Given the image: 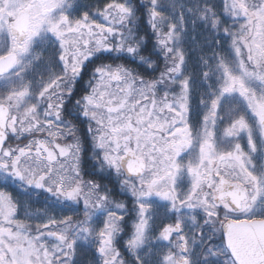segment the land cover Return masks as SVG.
I'll use <instances>...</instances> for the list:
<instances>
[{
    "label": "snow or ice",
    "instance_id": "snow-or-ice-1",
    "mask_svg": "<svg viewBox=\"0 0 264 264\" xmlns=\"http://www.w3.org/2000/svg\"><path fill=\"white\" fill-rule=\"evenodd\" d=\"M0 264H264V0H0Z\"/></svg>",
    "mask_w": 264,
    "mask_h": 264
},
{
    "label": "trees",
    "instance_id": "trees-1",
    "mask_svg": "<svg viewBox=\"0 0 264 264\" xmlns=\"http://www.w3.org/2000/svg\"><path fill=\"white\" fill-rule=\"evenodd\" d=\"M97 2H98V0H83L82 1V3L88 4V5L96 4ZM187 2H189V0H177V3L178 4L179 3H187ZM216 2L219 3V0H216ZM199 54H202V53H200L198 51V49H196V50H189V55L192 57L193 60H195L196 56L199 55ZM209 55H210V53H209ZM78 127H79V131H80V135L85 140V148L87 149V147H88V136H87V132H86V127L83 124L78 125ZM24 142L26 143L27 141H24ZM89 155H90V153H88L86 151L85 152V160H86V162H87V158H88ZM87 170H88V167H87V163H86L85 171L87 172ZM90 178L91 177L85 175V179H90ZM14 195H15V193H14ZM44 195H47V194H37V195H34L32 197V199L28 201V203L31 204L32 206H34L35 208H40L42 206V204H43ZM126 259H128L130 261L131 258L130 257H127V255H126Z\"/></svg>",
    "mask_w": 264,
    "mask_h": 264
},
{
    "label": "rangeland",
    "instance_id": "rangeland-1",
    "mask_svg": "<svg viewBox=\"0 0 264 264\" xmlns=\"http://www.w3.org/2000/svg\"><path fill=\"white\" fill-rule=\"evenodd\" d=\"M83 0H81V2H82ZM190 119H191V116H190ZM30 206H31V208L34 210V209H37V208H35L34 206H32L31 204H30Z\"/></svg>",
    "mask_w": 264,
    "mask_h": 264
},
{
    "label": "flooded vegetation",
    "instance_id": "flooded-vegetation-1",
    "mask_svg": "<svg viewBox=\"0 0 264 264\" xmlns=\"http://www.w3.org/2000/svg\"><path fill=\"white\" fill-rule=\"evenodd\" d=\"M191 116V115H190Z\"/></svg>",
    "mask_w": 264,
    "mask_h": 264
}]
</instances>
